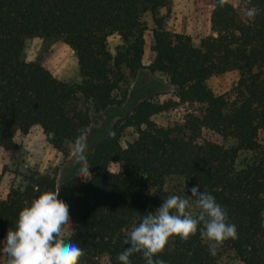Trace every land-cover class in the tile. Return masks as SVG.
<instances>
[{
    "label": "trees",
    "instance_id": "obj_1",
    "mask_svg": "<svg viewBox=\"0 0 264 264\" xmlns=\"http://www.w3.org/2000/svg\"><path fill=\"white\" fill-rule=\"evenodd\" d=\"M239 1L250 15L210 0L211 33L194 44L190 36L162 28L156 13L166 0H0V149L18 151L15 136L38 126L48 144L63 150L87 132L94 115L135 102L86 153L91 179L73 176L59 189L58 198L70 206L71 241L86 253L82 264H119L123 240L140 218L170 195L191 199L197 184L227 210L239 238L213 256L199 232L187 242L174 237V250L166 247L157 258L220 264L236 256L243 264H264V145L258 141L264 129V0ZM145 12L156 25L146 66ZM112 35L119 38L114 54ZM33 37L69 46L80 81L60 80L41 63L23 60L24 42ZM145 69L166 77L175 100L154 101L150 84L128 88ZM230 71L238 75L232 92L215 94L208 79ZM184 103L197 108L172 125L152 123L153 115ZM126 128L134 137L122 145ZM208 131L219 139L206 137ZM23 177L22 187L0 197L2 241L26 204L57 190L54 175L30 171ZM130 259L145 264L140 253Z\"/></svg>",
    "mask_w": 264,
    "mask_h": 264
},
{
    "label": "rangeland",
    "instance_id": "obj_2",
    "mask_svg": "<svg viewBox=\"0 0 264 264\" xmlns=\"http://www.w3.org/2000/svg\"><path fill=\"white\" fill-rule=\"evenodd\" d=\"M226 1L236 7L242 15H250V10L239 0ZM211 9L210 0H166L165 5L158 9L156 17L160 18L163 29L186 34L191 37L194 44H198L201 38L211 33L209 21ZM142 19L146 26L142 62L146 66L153 58L151 50L152 29L156 25L150 12H145ZM118 43L119 38L117 35L108 38V46L112 54H114ZM22 58L27 62L37 61L41 63L60 80L73 83L80 81L76 54L60 40L39 37L26 39L22 50ZM144 72V75L138 80L135 79L130 82L129 89L136 87L142 89L150 84L155 89L154 101L161 103L165 100H175L173 89L168 85L164 75L160 73L150 74L146 69ZM237 79V73L230 71L223 75L212 76L208 79V85L215 94H230L232 88L236 85ZM125 85H123V88H125ZM134 103L130 98L122 102L116 109L111 108L93 116L92 123L86 132L87 152L92 148L93 143L105 134V128L119 119L123 115L124 109H131ZM196 108L195 103L179 104L153 115L151 121L155 125H172L181 120L184 114L194 111ZM205 136L214 140L219 139L209 131L205 132ZM133 137V130L124 129L121 135V144L125 145ZM15 141L18 151L13 154L0 149L1 198H5L11 187H22L24 185L23 175L30 171L54 175L57 190L73 176L82 179L87 178V173L83 171L86 165L76 163V143H68L63 150H57L46 142L38 126H33L26 134L18 133L15 136ZM258 141L264 145V129L259 131ZM117 167L113 164L110 170L115 171ZM89 172L92 175L90 170ZM2 242L0 240V247H2ZM4 259L0 258V264H4ZM220 264L243 263L236 256H231L223 259Z\"/></svg>",
    "mask_w": 264,
    "mask_h": 264
},
{
    "label": "clouds",
    "instance_id": "obj_3",
    "mask_svg": "<svg viewBox=\"0 0 264 264\" xmlns=\"http://www.w3.org/2000/svg\"><path fill=\"white\" fill-rule=\"evenodd\" d=\"M225 2L219 0L220 6ZM48 136L54 139L53 132ZM87 150L86 132L81 131L76 140V163L86 165ZM89 168H83L86 179H91ZM189 191L191 199L170 195L140 218L123 240L127 247L117 256L119 264H132L130 258L136 253L142 254L145 264H166L157 257L166 247L174 250L170 245L174 237L187 242L199 232L213 256L226 241L239 238L237 226L228 222L227 210L212 194L201 192L199 184ZM58 197L59 190L44 191L22 208L15 229H8L0 247L4 264H82L86 253L71 241L70 206ZM261 216L264 227V212Z\"/></svg>",
    "mask_w": 264,
    "mask_h": 264
}]
</instances>
